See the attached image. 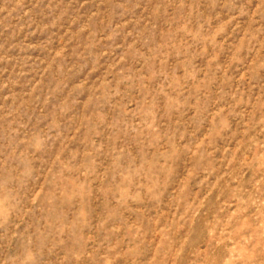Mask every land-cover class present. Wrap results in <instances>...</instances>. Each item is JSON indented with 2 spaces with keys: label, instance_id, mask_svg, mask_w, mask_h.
Instances as JSON below:
<instances>
[{
  "label": "rangeland",
  "instance_id": "374dc122",
  "mask_svg": "<svg viewBox=\"0 0 264 264\" xmlns=\"http://www.w3.org/2000/svg\"><path fill=\"white\" fill-rule=\"evenodd\" d=\"M0 264H264V0H0Z\"/></svg>",
  "mask_w": 264,
  "mask_h": 264
}]
</instances>
